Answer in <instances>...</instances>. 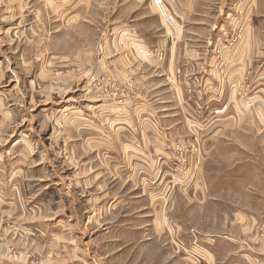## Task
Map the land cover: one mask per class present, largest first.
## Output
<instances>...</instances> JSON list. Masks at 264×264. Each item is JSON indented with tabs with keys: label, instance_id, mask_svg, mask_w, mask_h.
Masks as SVG:
<instances>
[{
	"label": "rangeland",
	"instance_id": "374dc122",
	"mask_svg": "<svg viewBox=\"0 0 264 264\" xmlns=\"http://www.w3.org/2000/svg\"><path fill=\"white\" fill-rule=\"evenodd\" d=\"M175 3L0 0V264H264V151L228 127L231 138L207 140L215 115L192 94L194 67L171 61L192 20ZM197 9L202 26L224 18L207 48L222 68L233 62L217 41L261 27L235 97L264 135V0ZM141 39L140 50L128 41ZM204 39H192L196 58ZM250 163L253 177L231 175ZM250 212L261 218L252 247L249 224L233 222Z\"/></svg>",
	"mask_w": 264,
	"mask_h": 264
},
{
	"label": "crops",
	"instance_id": "0c3cea01",
	"mask_svg": "<svg viewBox=\"0 0 264 264\" xmlns=\"http://www.w3.org/2000/svg\"><path fill=\"white\" fill-rule=\"evenodd\" d=\"M198 1L199 0H176L175 6V12L177 13V19L179 18L184 22V18L187 15L188 18H186L187 21L191 20L190 26L186 30V41L183 43L174 42L173 46L176 49L175 56L173 55V58L171 61L174 62H183L193 65L194 71L191 73L190 76H188L189 81L190 80H196L197 84L195 83V89L193 91V95L196 93L198 96H201L203 100L204 106L207 105L208 110L212 112V117L215 115V117L209 122V126L212 124V129L215 131V134L212 136H208L207 140L209 142H219L220 140H224V138H231L226 137L227 133L230 131H227V127L234 130L233 132H238L240 134V137H242V133H244V137H251L250 143L253 144V147L255 146L257 148L258 144L261 145L260 149L264 151V135H258V125L256 120L254 119V116L252 113L249 112L247 109H243V106L239 104V102L236 100V89H238L239 86V80L243 77V69H246V66H248V71H252L256 68V63L258 56V43L259 39H256V34L260 30L261 27H237L242 28L244 33H246L245 38L243 42H238L234 44L232 47H229V45H225L226 41H223V43L219 42L222 41L218 40L217 44L221 45L223 44L224 47H228L226 49L227 51H230V57L232 59L233 65H227V67L222 68L219 67L220 64L217 62V57H215L217 52L212 53V51H209V44L215 40L217 36L220 35V31L224 28H226L221 22L216 26L217 22H204V26L201 23H195L194 22V16L200 17L203 16L202 12L200 13L198 11ZM194 15V16H193ZM219 16H212L210 19H216ZM226 20V18H225ZM198 21V20H197ZM196 21V22H197ZM202 21V20H201ZM203 22V21H202ZM226 22V21H225ZM201 26V27H200ZM202 29V31L199 29ZM125 31V30H124ZM129 31V30H128ZM202 33H200V32ZM199 32V33H197ZM197 34H202L205 36L206 41L203 40L202 45V53H205V55H202V57L196 58V52L195 51V45L194 39ZM215 35V36H214ZM130 34H128V38H130ZM219 37H224L219 36ZM189 38V39H188ZM130 43H132L136 48L143 49L145 42L141 40L132 41L128 40ZM137 42V43H135ZM228 42H231L228 40ZM216 44V45H217ZM208 45V46H207ZM231 45V44H230ZM216 48V47H215ZM262 56H264L263 53L260 52ZM207 55V56H206ZM144 61V58H141L138 56L137 63H142ZM126 63H132L131 59H124L123 61ZM195 65H199L198 69H195ZM250 65V67H249ZM255 65V66H254ZM255 67V68H254ZM253 72V71H252ZM257 73V71H256ZM235 75L234 79L231 80V76ZM255 76L252 78L251 83L253 87V92L256 91V94H258V82ZM196 90V92H195ZM195 92V93H194ZM251 95V93L249 92ZM192 95V96H193ZM191 96V95H189ZM186 104H187V100ZM242 103V102H240ZM227 112H232L233 116H227ZM191 119L193 122V115L191 114ZM255 120V121H254ZM164 131V138L169 141L171 144L174 140V133L172 132V128L163 126ZM249 134V135H248ZM171 136V137H170ZM235 139L233 140L234 144H238L240 141L236 139L237 137L234 136ZM233 137V138H234ZM239 137V138H240ZM189 138H186V142ZM155 142L160 143V139L155 136L154 137ZM223 142V141H221ZM225 143V141H224ZM229 148L232 151H238L236 147L232 145H225L224 148ZM253 147H251V152L254 151ZM236 157V155H234ZM254 163H250L249 167L245 168H237L231 171V175L234 176H244V175H250L253 177L255 175ZM259 170L257 171L256 176L258 175ZM240 180V179H236ZM250 189L254 193L255 190H258V187L254 188V180L251 179L250 181ZM185 190L188 187H194L191 180H187L185 184ZM205 186L206 191L208 192V189L210 188V185L203 184L201 188ZM198 187H200L198 185ZM188 190V189H187ZM252 193V194H253ZM257 195V194H254ZM264 201V200H263ZM246 215L243 213H240L235 217L233 220L234 224H242L246 223L249 224V240L251 242L250 247H252L256 241H258L259 235L256 231L257 224L261 222V218L264 219V217L261 216L260 222H258L259 218L258 215L254 214V212H250V217H245ZM242 219V220H241ZM244 219V220H243ZM241 220V221H240ZM264 239V238H263ZM260 245V248H264V243L258 244ZM257 245V247H259ZM256 247V248H257ZM254 248H251L252 255ZM253 260V259H252ZM251 264V263H250Z\"/></svg>",
	"mask_w": 264,
	"mask_h": 264
},
{
	"label": "built area",
	"instance_id": "2783aa9c",
	"mask_svg": "<svg viewBox=\"0 0 264 264\" xmlns=\"http://www.w3.org/2000/svg\"><path fill=\"white\" fill-rule=\"evenodd\" d=\"M158 3H161V2H160V1H158ZM162 9H163V8H162ZM163 11H164V12H166V11H165V9H163Z\"/></svg>",
	"mask_w": 264,
	"mask_h": 264
}]
</instances>
